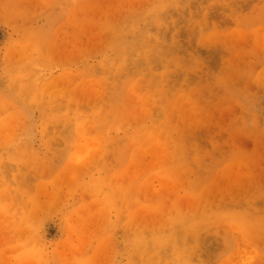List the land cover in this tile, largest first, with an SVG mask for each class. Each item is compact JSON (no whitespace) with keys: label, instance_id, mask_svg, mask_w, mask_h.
<instances>
[{"label":"rangeland","instance_id":"374dc122","mask_svg":"<svg viewBox=\"0 0 264 264\" xmlns=\"http://www.w3.org/2000/svg\"><path fill=\"white\" fill-rule=\"evenodd\" d=\"M0 264H264V0H0Z\"/></svg>","mask_w":264,"mask_h":264}]
</instances>
